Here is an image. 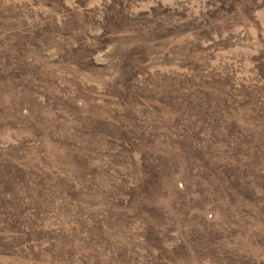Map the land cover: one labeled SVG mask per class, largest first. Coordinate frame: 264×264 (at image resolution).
<instances>
[{
    "label": "rangeland",
    "instance_id": "obj_1",
    "mask_svg": "<svg viewBox=\"0 0 264 264\" xmlns=\"http://www.w3.org/2000/svg\"><path fill=\"white\" fill-rule=\"evenodd\" d=\"M235 84L264 107V0H0V181L26 200L0 264H264V112L228 113ZM184 88L177 141L154 107Z\"/></svg>",
    "mask_w": 264,
    "mask_h": 264
},
{
    "label": "trees",
    "instance_id": "obj_2",
    "mask_svg": "<svg viewBox=\"0 0 264 264\" xmlns=\"http://www.w3.org/2000/svg\"><path fill=\"white\" fill-rule=\"evenodd\" d=\"M235 85H234V88L227 89L225 91V93H223L224 95H222V100L221 101H223V105H225L226 111L228 113H231V114H233V112H237V111L250 112V113H254V114H262L264 112L263 105L259 106L258 104H254L251 101L247 102V97L242 95L243 91L239 90L237 85L236 86ZM184 89H185V93H186V94L183 93V94L186 95L185 98L183 96V97H181L179 99V97L177 95L173 98L174 100L179 99L177 101L180 102V103L177 102V103H173L172 104L173 100L172 101H168V97L164 96L163 97L164 100L163 99H161L160 101L158 100L159 103H160L161 109L159 107H156V106L154 107L156 109V111H159L162 114V116H167L168 117L167 120L170 121V124H171L172 127L174 126L176 121L179 120L183 116V114L186 113V115L190 116L186 112V104L185 103L188 102V101H191L190 99L192 97L188 96V95H191L194 91L193 90H189L187 88H184ZM172 105H178V109L174 110V108L172 107L173 108V110H172L171 109ZM209 108H211V107L206 106V109H209ZM199 109H200V107H199ZM189 110H188V112H189ZM186 115H184L182 117V119H181V126L177 125V128L179 129L178 132H174V135L177 136V141L183 139V133H180V132L183 131V128H185L187 125H189L188 121L185 122ZM172 123H174V124H172ZM166 134L167 133H165L163 136H167ZM230 140L232 141V144H233V147H234V143L236 144V139L234 140V137H230ZM177 141H176V143H177ZM202 143L204 145L207 144L206 147H208L210 149V142L208 140L205 139V140L202 141ZM262 143H264V141H262ZM251 146L255 147L256 144H251ZM252 157H253V155H252ZM261 158H264V153L261 154ZM261 158H260V160H263ZM209 159H211V158H208L207 160H209ZM209 161H211V160H209ZM209 161H207V162L209 163ZM235 165L236 164H234V166ZM236 172L239 173L242 176V172L240 171L239 168L236 169ZM224 176H225L226 179H229V180H230V178H234L237 181L240 180V179H238L236 173H231L230 178L228 177V173H226ZM243 182L249 183V182H246L244 180H243ZM253 186H254L253 188H256V186H257L255 181H253ZM252 193L255 195V192H252ZM246 195L247 194H244V196H246ZM22 197H24V196L22 194H20V192H7L5 190L4 182L0 181V212H8V211H10V210H7V209L11 208V206H16V207L22 206V208H20L19 210H23L24 209L23 205L26 204V200H22ZM30 199H31V197H29V200H28L29 202H30ZM261 205H262L261 208H264V206H263L264 202ZM257 208H259V207H257ZM176 248H178V247L175 246V249Z\"/></svg>",
    "mask_w": 264,
    "mask_h": 264
}]
</instances>
